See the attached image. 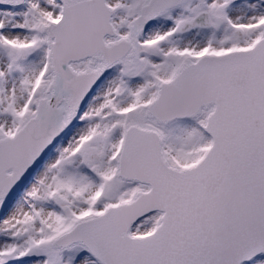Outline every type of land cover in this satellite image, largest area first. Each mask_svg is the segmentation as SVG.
Returning a JSON list of instances; mask_svg holds the SVG:
<instances>
[{"label": "snow or ice", "instance_id": "6c2138e0", "mask_svg": "<svg viewBox=\"0 0 264 264\" xmlns=\"http://www.w3.org/2000/svg\"><path fill=\"white\" fill-rule=\"evenodd\" d=\"M0 264H264V0H0Z\"/></svg>", "mask_w": 264, "mask_h": 264}]
</instances>
